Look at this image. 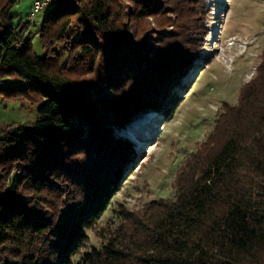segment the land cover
Masks as SVG:
<instances>
[{"label": "trees", "instance_id": "1", "mask_svg": "<svg viewBox=\"0 0 264 264\" xmlns=\"http://www.w3.org/2000/svg\"><path fill=\"white\" fill-rule=\"evenodd\" d=\"M51 1L35 31L40 57L32 19H15L16 0L0 2V104H37L32 124L0 125V264H264V49L180 165L173 198L121 205L100 232L137 155L112 126L138 110L169 113L204 44L208 3ZM167 26L152 49L145 29ZM90 91L109 92L99 99L108 124L89 110ZM87 229L99 247L87 249Z\"/></svg>", "mask_w": 264, "mask_h": 264}, {"label": "rangeland", "instance_id": "2", "mask_svg": "<svg viewBox=\"0 0 264 264\" xmlns=\"http://www.w3.org/2000/svg\"><path fill=\"white\" fill-rule=\"evenodd\" d=\"M3 1L8 3L10 0H0ZM207 3L204 44L194 59L195 67L188 71L182 85L175 90V103L170 106L169 113L138 110L124 127L112 126L114 134L134 143L137 155L98 220L100 232L116 224L121 205L127 209H140L153 200L173 198L180 165L213 129L222 112L221 104H235L239 88L255 74L264 49V0H207ZM31 9L32 0H16L10 12L17 13L16 20L20 17L28 19ZM45 13L46 9L38 11L29 27L33 52L39 57L42 49L35 31ZM149 21L151 24L152 18L149 17ZM146 29L145 37H154V49L171 26L162 30ZM108 94V91H90L88 99L89 110L97 117H104L106 124L112 115L103 109L99 99ZM36 107L37 104L22 99L2 101L0 125L6 121L32 124L36 119ZM132 118L136 119L134 137L128 135ZM86 234L89 238L87 249L101 245L98 230L87 229Z\"/></svg>", "mask_w": 264, "mask_h": 264}, {"label": "built area", "instance_id": "3", "mask_svg": "<svg viewBox=\"0 0 264 264\" xmlns=\"http://www.w3.org/2000/svg\"><path fill=\"white\" fill-rule=\"evenodd\" d=\"M51 3V0H32V9L29 12V18L32 19L38 11L50 5Z\"/></svg>", "mask_w": 264, "mask_h": 264}, {"label": "bare ground", "instance_id": "4", "mask_svg": "<svg viewBox=\"0 0 264 264\" xmlns=\"http://www.w3.org/2000/svg\"><path fill=\"white\" fill-rule=\"evenodd\" d=\"M130 126H129V132H128V135L130 136V137H134V126L136 125V119L135 118H132V120H131V122H130V124H129ZM139 125H137V127H138ZM129 137V138H130ZM135 137H136V133H135ZM132 139V138H131Z\"/></svg>", "mask_w": 264, "mask_h": 264}]
</instances>
